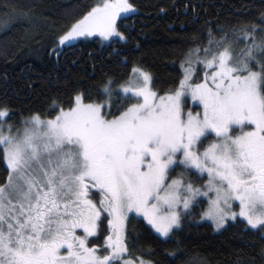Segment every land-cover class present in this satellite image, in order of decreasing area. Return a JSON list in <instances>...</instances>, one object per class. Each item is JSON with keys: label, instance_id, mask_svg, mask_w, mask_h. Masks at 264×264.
I'll return each mask as SVG.
<instances>
[{"label": "snow or ice", "instance_id": "obj_1", "mask_svg": "<svg viewBox=\"0 0 264 264\" xmlns=\"http://www.w3.org/2000/svg\"><path fill=\"white\" fill-rule=\"evenodd\" d=\"M135 9L99 0L58 45L96 34L126 43L118 18ZM257 20L209 29L167 89L133 66L106 76L96 98L54 96L18 121L0 103V264H162L145 258L152 248L135 256L129 225L142 218L147 237L166 244L190 216L218 231L243 224L261 247L236 264H264V11ZM16 24L31 28L34 15L12 6L0 26ZM189 96L199 110L185 112ZM165 255L178 264L185 253L177 243Z\"/></svg>", "mask_w": 264, "mask_h": 264}, {"label": "trees", "instance_id": "obj_2", "mask_svg": "<svg viewBox=\"0 0 264 264\" xmlns=\"http://www.w3.org/2000/svg\"><path fill=\"white\" fill-rule=\"evenodd\" d=\"M97 2L0 0V16L11 12L12 6H24L35 20L31 28L0 26V103L14 110V121L44 111L54 96L67 100L75 90L92 91L96 98L95 89L106 76H126L133 66L150 71L156 86L167 89L178 76L188 49L206 44L209 29L231 32L234 26L258 22L264 11V0H131L136 11L118 20L120 30L128 35L126 43L95 36L73 42L71 47L58 45L62 30ZM5 175L0 160V178ZM145 223L141 218L129 225L128 243L137 257L152 248L153 255L146 259L169 264L165 249L171 251L177 243L185 253L178 264L189 259L191 264H236L238 258L247 262L259 257L261 242L253 232L244 231L243 224L218 231L211 222L190 216L171 241L161 244L147 237Z\"/></svg>", "mask_w": 264, "mask_h": 264}, {"label": "rangeland", "instance_id": "obj_3", "mask_svg": "<svg viewBox=\"0 0 264 264\" xmlns=\"http://www.w3.org/2000/svg\"><path fill=\"white\" fill-rule=\"evenodd\" d=\"M135 11H136V9H135ZM135 11H134V12H135ZM134 12H129V13H127V14L122 13V14H121V17H122V16L129 15V14H132V13H134ZM119 18H120V17H119ZM119 18H118V20H119ZM96 36H98V34H96ZM98 37H99V36H98ZM90 38H92V37H88V38H86V39H90ZM83 39H85V38L81 37V38H78L77 41H79V40H83ZM74 42H76V41H74ZM241 47H242V45H241ZM193 82H196V81L194 80ZM188 100H189L190 106H186V107H185V112L188 111V109H192L193 111L199 110L198 108H194V107H193L194 105H197L198 102L193 101V100L191 99L190 96L188 97ZM205 176H206V179H207V175H206V174H205ZM209 222H211V221L209 220ZM211 223H212V222H211ZM213 226H214V225H213Z\"/></svg>", "mask_w": 264, "mask_h": 264}]
</instances>
